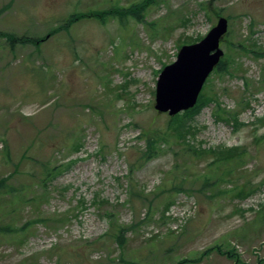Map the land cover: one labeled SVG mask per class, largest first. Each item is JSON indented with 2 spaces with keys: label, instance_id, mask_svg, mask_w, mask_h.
Listing matches in <instances>:
<instances>
[{
  "label": "rangeland",
  "instance_id": "rangeland-1",
  "mask_svg": "<svg viewBox=\"0 0 264 264\" xmlns=\"http://www.w3.org/2000/svg\"><path fill=\"white\" fill-rule=\"evenodd\" d=\"M142 1L0 0V180L16 189L0 197V224L26 227L0 237V264H234L205 256L216 246L264 264V0H157L125 23L108 14ZM220 17L231 57L202 89L214 101L147 159L148 135L176 117L155 109L161 71ZM12 34L46 40L10 46ZM226 148L242 158L215 161ZM184 201L191 216L175 231L165 214Z\"/></svg>",
  "mask_w": 264,
  "mask_h": 264
},
{
  "label": "water",
  "instance_id": "water-1",
  "mask_svg": "<svg viewBox=\"0 0 264 264\" xmlns=\"http://www.w3.org/2000/svg\"><path fill=\"white\" fill-rule=\"evenodd\" d=\"M228 30V19L220 17L199 42L180 48L176 61L167 65L158 78V112L176 116L195 107L207 79L224 57L221 42Z\"/></svg>",
  "mask_w": 264,
  "mask_h": 264
},
{
  "label": "trees",
  "instance_id": "trees-1",
  "mask_svg": "<svg viewBox=\"0 0 264 264\" xmlns=\"http://www.w3.org/2000/svg\"><path fill=\"white\" fill-rule=\"evenodd\" d=\"M156 3H157V0H143L140 3H132L129 7H122L121 8L119 5H116V7H114L113 11L108 12V14L112 15L113 17H118L122 23H125L127 17L139 19L138 17L140 15V13L147 6L154 5ZM76 17L82 18L85 16H81L78 14ZM101 21L104 22V19H102ZM73 22H75V18H74V16H70V20H67V22H66L67 25L65 24L64 28H69ZM57 30H58V28H57ZM57 30H55L54 33ZM51 35H52V33H49L46 37L51 36ZM6 39H7L8 43L10 44V46H15L16 44H23V45L24 44H32V45L37 46V47L40 46L42 43H44L46 40V38L40 39V38L19 37L15 34L7 35ZM200 40H201V38L198 39L197 41H200ZM222 43H223V40L221 42V45H222ZM247 52H248V50H247ZM230 57L231 56L227 54L225 60H223V59L221 60L218 67L215 69V71L218 74L228 73V69L226 67V61L229 60ZM213 101H214L213 98L211 96H208L207 93H201L199 98H198V102L193 109L186 111L183 115H179V114L176 115V117H174L170 121L169 130H165V132L161 135L158 134L157 132L149 134L148 135V141H147L148 150L145 153L146 158L152 159L153 157H155L156 153L158 152V150H157L158 149L157 148L158 142H161L162 140H166L167 138H169L170 133H174L179 138L185 137V133H189L190 129H191L190 127H187L185 124L187 122H189L193 117H195L196 114H199L203 108H206ZM223 150H225V149H223ZM210 153H211V155H214L216 157L215 161H218V162H222V161L223 162H230V161H233V159H235V158H242V156L239 155V148H231V149H227L225 151H221L219 153L212 150ZM48 174H50V172ZM9 178H10V176H8L6 178H2L0 180V197L5 196V195H13L16 192V189H14L9 184V181H10ZM179 190H184V188H179ZM57 222H60V220H57ZM25 232H26L25 226L13 227L10 224H6V225L0 224V237H2V238H10L12 240L21 239L22 236L25 234ZM127 233H128V228H126L125 226H120L117 228L116 234L112 235V237L115 238L116 244L122 249L124 248L125 243H126V234ZM94 245L95 246L101 245V246L105 247L106 241L103 238H99L98 240H96ZM216 251L219 255L228 257V259H230L234 264H246L239 257V255L236 253L235 250L232 249V250L225 251L222 248V246L213 247L212 249L207 251L205 256L209 255L210 252H216ZM120 262L127 263L126 261L123 260L122 257L120 258ZM194 262L198 263L196 261H194ZM186 263H189V262H187V260L182 261V262H178V264H186Z\"/></svg>",
  "mask_w": 264,
  "mask_h": 264
},
{
  "label": "built area",
  "instance_id": "built-area-1",
  "mask_svg": "<svg viewBox=\"0 0 264 264\" xmlns=\"http://www.w3.org/2000/svg\"><path fill=\"white\" fill-rule=\"evenodd\" d=\"M185 206L188 207V205L185 204L184 201L183 206L180 207V212L174 211L172 207L167 210L165 215L172 221V223L169 225L170 229L173 228L176 231L179 228V221H186L191 216L190 210L185 208ZM191 207H193V205H191Z\"/></svg>",
  "mask_w": 264,
  "mask_h": 264
}]
</instances>
